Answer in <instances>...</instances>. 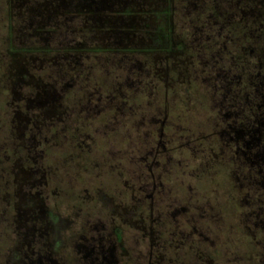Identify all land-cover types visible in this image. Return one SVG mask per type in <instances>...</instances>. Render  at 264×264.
Listing matches in <instances>:
<instances>
[{"label":"rangeland","instance_id":"rangeland-1","mask_svg":"<svg viewBox=\"0 0 264 264\" xmlns=\"http://www.w3.org/2000/svg\"><path fill=\"white\" fill-rule=\"evenodd\" d=\"M262 3L0 0V264H264Z\"/></svg>","mask_w":264,"mask_h":264},{"label":"trees","instance_id":"trees-1","mask_svg":"<svg viewBox=\"0 0 264 264\" xmlns=\"http://www.w3.org/2000/svg\"><path fill=\"white\" fill-rule=\"evenodd\" d=\"M262 5L264 7V0H262ZM169 10H153V14L156 16L158 22L155 27V34L153 37V42L156 45V48L166 50V51H172L175 49H180L182 48V44H173L171 41V28L169 26V23H167L166 18L169 15ZM122 14H126L128 16H134L137 15L135 12H132L130 10H127L126 12H122ZM263 14V13H262ZM259 14H256L255 19L258 17ZM261 17L259 15V22H260V36L259 40L256 39L259 43L264 41V15ZM262 28V29H261ZM257 42V44H258ZM101 49V48H97ZM254 51H256V60L258 61L259 67L263 70L258 77H260L261 84L263 87L260 85H257L255 90L261 92V89L264 88V45L261 43L260 45H256ZM264 92V91H263ZM264 95V93H263ZM264 98V96H263ZM264 114V112L262 113ZM264 118V116H263ZM260 122H264L261 119H259ZM106 199L105 201H107ZM46 220L48 222L49 228H50V243H51V249L53 251L59 250V248L63 244V237H62V232L68 227L69 221L66 217L62 216L60 213L55 212V211H48L46 213Z\"/></svg>","mask_w":264,"mask_h":264},{"label":"flooded vegetation","instance_id":"flooded-vegetation-1","mask_svg":"<svg viewBox=\"0 0 264 264\" xmlns=\"http://www.w3.org/2000/svg\"><path fill=\"white\" fill-rule=\"evenodd\" d=\"M261 116L263 118L264 114H262ZM252 117H253V121L256 122V125L255 124L253 125V127L251 129L250 137H251V140L254 139V137H257V139L259 140L260 135L264 133V122H260V120L256 116V114L253 115Z\"/></svg>","mask_w":264,"mask_h":264}]
</instances>
